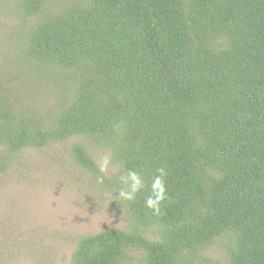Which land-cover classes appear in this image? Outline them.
<instances>
[{
	"label": "trees",
	"instance_id": "1",
	"mask_svg": "<svg viewBox=\"0 0 264 264\" xmlns=\"http://www.w3.org/2000/svg\"><path fill=\"white\" fill-rule=\"evenodd\" d=\"M33 17L25 63L61 83L42 116L0 100V172L24 148L85 137L109 151L104 176L81 143L69 156L111 195L127 170L145 188L118 200L130 229L80 237L69 264H264V0H15ZM159 214L145 207L156 169ZM148 233L151 238L146 236Z\"/></svg>",
	"mask_w": 264,
	"mask_h": 264
},
{
	"label": "rangeland",
	"instance_id": "2",
	"mask_svg": "<svg viewBox=\"0 0 264 264\" xmlns=\"http://www.w3.org/2000/svg\"><path fill=\"white\" fill-rule=\"evenodd\" d=\"M32 23L33 17L18 15L15 0H0V100L12 111L40 117L56 108L61 83L49 70L25 63L21 42ZM73 143L83 144L98 168L109 158L106 148L75 136L24 148L0 172V264H69L80 237L111 227L130 229L119 201L71 160ZM115 171L109 162L103 174ZM201 254L200 264L224 261L218 241ZM130 256L126 264H140L137 252Z\"/></svg>",
	"mask_w": 264,
	"mask_h": 264
},
{
	"label": "clouds",
	"instance_id": "3",
	"mask_svg": "<svg viewBox=\"0 0 264 264\" xmlns=\"http://www.w3.org/2000/svg\"><path fill=\"white\" fill-rule=\"evenodd\" d=\"M109 158L104 157L99 170L104 173L108 170ZM167 176V171L164 167L156 169V174L152 177L150 194L145 198L144 205L154 214H159L161 204L166 200V185L164 178ZM97 183H103L104 177L97 176ZM120 184L122 185L115 191L114 199L131 202L136 199V196L142 189L145 188V181L141 173L135 170H127L119 176Z\"/></svg>",
	"mask_w": 264,
	"mask_h": 264
}]
</instances>
